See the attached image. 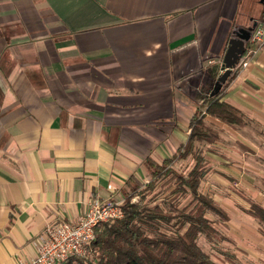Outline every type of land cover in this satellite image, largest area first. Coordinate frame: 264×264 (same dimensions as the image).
I'll list each match as a JSON object with an SVG mask.
<instances>
[{"label":"crops","instance_id":"0c3cea01","mask_svg":"<svg viewBox=\"0 0 264 264\" xmlns=\"http://www.w3.org/2000/svg\"><path fill=\"white\" fill-rule=\"evenodd\" d=\"M241 2L0 0V264L33 258L45 226L91 199L122 200L147 157L177 154L207 70L263 9L239 16ZM222 99L264 133V47ZM262 164L247 192L264 205Z\"/></svg>","mask_w":264,"mask_h":264},{"label":"trees","instance_id":"16d2710c","mask_svg":"<svg viewBox=\"0 0 264 264\" xmlns=\"http://www.w3.org/2000/svg\"><path fill=\"white\" fill-rule=\"evenodd\" d=\"M259 6L263 9L255 17L263 21L264 4ZM236 73L237 69L233 70L221 89L211 96L220 72L216 66L208 70L206 81L194 97L196 110L190 119L187 140L177 154L161 162L147 157V179L128 182L121 218L97 226L85 253L70 256L60 264H217L198 244V238L203 236L215 244L226 239L221 227L228 217L215 199L201 190L210 166L198 145L219 141L221 129L207 123V117L224 127L245 125V114L222 99ZM188 156L192 163L185 173L173 169L175 158ZM141 188L143 194H152L158 203H131V195ZM181 198L189 201L181 205ZM249 205L246 212L256 221L264 241V205L254 199Z\"/></svg>","mask_w":264,"mask_h":264},{"label":"rangeland","instance_id":"374dc122","mask_svg":"<svg viewBox=\"0 0 264 264\" xmlns=\"http://www.w3.org/2000/svg\"><path fill=\"white\" fill-rule=\"evenodd\" d=\"M259 1L256 2V8L257 6L260 8ZM250 4L251 0H243L240 3L239 16L245 13L244 9ZM258 8L254 14L258 13ZM254 20L257 19L254 18ZM205 119L213 128L221 129L222 125L218 122L208 117ZM245 122L244 126L234 127V132L221 129L219 141L215 144L198 145L213 171L202 183L203 191L215 199L228 217L226 224L221 227L226 239L215 244L203 236L198 238V244L217 264H264L263 238L258 231L256 221L246 212L250 208V200L254 199L249 196L247 190L257 194L259 181L262 179L264 133L261 125L256 126L251 123L252 120L246 115ZM207 148H211L214 152L207 151ZM173 161V169L179 173H185L192 163V157L179 158V160L175 158ZM250 167L256 168L254 183L248 176L252 172ZM151 196L152 194H143L141 188L131 195L130 201L135 204L153 206L158 201ZM188 199L181 198L180 204H187ZM209 216L216 218L215 215Z\"/></svg>","mask_w":264,"mask_h":264},{"label":"built area","instance_id":"2783aa9c","mask_svg":"<svg viewBox=\"0 0 264 264\" xmlns=\"http://www.w3.org/2000/svg\"><path fill=\"white\" fill-rule=\"evenodd\" d=\"M264 47V20H256L246 44V50L233 69L245 68L255 54ZM209 64H215L213 59ZM223 68L220 73L223 72ZM123 200H99L93 198L88 202L86 211L74 221L63 218L49 223L34 240L36 255L28 260H18V264H60L70 256L83 255L85 246L94 238V229L122 216Z\"/></svg>","mask_w":264,"mask_h":264},{"label":"water","instance_id":"95a60500","mask_svg":"<svg viewBox=\"0 0 264 264\" xmlns=\"http://www.w3.org/2000/svg\"><path fill=\"white\" fill-rule=\"evenodd\" d=\"M264 0H260L263 3ZM256 26V20L251 22L246 27L238 28L233 36L228 40L227 48L222 59L223 72L217 77L214 83V90L211 93L213 96L225 84L233 69L240 61L246 50V44L250 39L251 32Z\"/></svg>","mask_w":264,"mask_h":264}]
</instances>
